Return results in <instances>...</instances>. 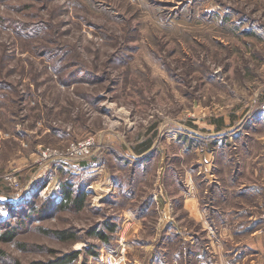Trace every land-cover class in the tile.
I'll list each match as a JSON object with an SVG mask.
<instances>
[{
    "label": "rangeland",
    "instance_id": "obj_1",
    "mask_svg": "<svg viewBox=\"0 0 264 264\" xmlns=\"http://www.w3.org/2000/svg\"><path fill=\"white\" fill-rule=\"evenodd\" d=\"M5 232L0 264H264V0H0Z\"/></svg>",
    "mask_w": 264,
    "mask_h": 264
},
{
    "label": "trees",
    "instance_id": "obj_2",
    "mask_svg": "<svg viewBox=\"0 0 264 264\" xmlns=\"http://www.w3.org/2000/svg\"><path fill=\"white\" fill-rule=\"evenodd\" d=\"M83 201H84V196H81L77 199L75 198L74 200L71 201V194L68 192V193H66L64 200L62 201V205L63 206H69L71 203L72 205H74L78 209H81L82 205H83ZM113 228L114 227L112 226L111 229L114 230ZM13 231L14 230H12V232ZM12 232L11 233L5 232V233L0 234V240H3V241L12 240L14 238V234ZM57 233L61 237H67L68 236L65 232H62V231L61 232L59 231ZM98 234L100 235L101 232H98ZM102 237H104V234H102ZM1 253H2V251L0 250V254ZM75 258H76V255L68 256L64 260H59V261L52 263V264H67L69 262H72ZM37 264H43V263H37Z\"/></svg>",
    "mask_w": 264,
    "mask_h": 264
},
{
    "label": "crops",
    "instance_id": "obj_3",
    "mask_svg": "<svg viewBox=\"0 0 264 264\" xmlns=\"http://www.w3.org/2000/svg\"><path fill=\"white\" fill-rule=\"evenodd\" d=\"M244 168H245V169L242 170V173H244L245 176H244L243 179H241V181H245V180H247V179H245V178L248 176L249 168H248V166H246V167H244ZM246 186L253 187V186L250 185V184H248V185H246V184L244 185V184H243V186L239 187V193H243V195L247 197L249 194H248L247 192H244V190H245L244 187H246ZM240 198H243V197H239V198L235 199L234 202H238L237 200H239ZM239 204L242 205L243 202H239ZM228 209L231 210V205H230V206H226V207L224 208L225 211L228 210ZM214 216H215V219H221V218H222V216H221V212L218 211V210L215 211Z\"/></svg>",
    "mask_w": 264,
    "mask_h": 264
},
{
    "label": "built area",
    "instance_id": "obj_4",
    "mask_svg": "<svg viewBox=\"0 0 264 264\" xmlns=\"http://www.w3.org/2000/svg\"><path fill=\"white\" fill-rule=\"evenodd\" d=\"M87 145H88V144L83 143V144L80 145V147H76V148H77V149H78V148L85 149V148L87 147Z\"/></svg>",
    "mask_w": 264,
    "mask_h": 264
}]
</instances>
